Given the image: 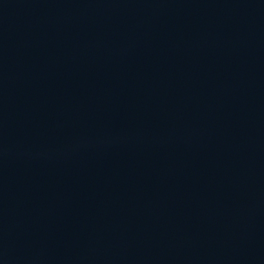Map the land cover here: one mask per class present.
I'll return each mask as SVG.
<instances>
[{"label":"water","instance_id":"water-1","mask_svg":"<svg viewBox=\"0 0 264 264\" xmlns=\"http://www.w3.org/2000/svg\"><path fill=\"white\" fill-rule=\"evenodd\" d=\"M0 264H264V0H0Z\"/></svg>","mask_w":264,"mask_h":264}]
</instances>
